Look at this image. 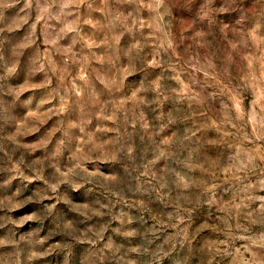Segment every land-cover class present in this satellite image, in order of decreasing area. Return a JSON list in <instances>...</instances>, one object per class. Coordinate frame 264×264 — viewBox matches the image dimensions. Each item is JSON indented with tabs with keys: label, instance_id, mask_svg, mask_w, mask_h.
Returning <instances> with one entry per match:
<instances>
[{
	"label": "clouds",
	"instance_id": "obj_1",
	"mask_svg": "<svg viewBox=\"0 0 264 264\" xmlns=\"http://www.w3.org/2000/svg\"><path fill=\"white\" fill-rule=\"evenodd\" d=\"M0 264H264V0H0Z\"/></svg>",
	"mask_w": 264,
	"mask_h": 264
},
{
	"label": "rangeland",
	"instance_id": "obj_2",
	"mask_svg": "<svg viewBox=\"0 0 264 264\" xmlns=\"http://www.w3.org/2000/svg\"><path fill=\"white\" fill-rule=\"evenodd\" d=\"M180 32H183L185 34L190 33L191 32V27L188 25H185L183 28H181L179 30ZM179 34V33H178ZM181 39L183 40V37H181ZM188 43H191V36H188ZM29 209H25V211H28Z\"/></svg>",
	"mask_w": 264,
	"mask_h": 264
}]
</instances>
